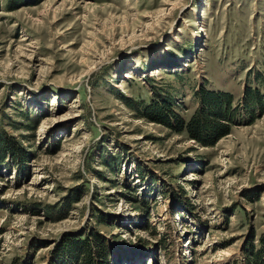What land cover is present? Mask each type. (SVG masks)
I'll return each instance as SVG.
<instances>
[{
  "label": "rangeland",
  "instance_id": "374dc122",
  "mask_svg": "<svg viewBox=\"0 0 264 264\" xmlns=\"http://www.w3.org/2000/svg\"><path fill=\"white\" fill-rule=\"evenodd\" d=\"M0 13V264H264V0ZM204 86L233 100L213 145L179 129Z\"/></svg>",
  "mask_w": 264,
  "mask_h": 264
},
{
  "label": "trees",
  "instance_id": "16d2710c",
  "mask_svg": "<svg viewBox=\"0 0 264 264\" xmlns=\"http://www.w3.org/2000/svg\"><path fill=\"white\" fill-rule=\"evenodd\" d=\"M200 99L203 102V109L197 110L193 117L185 122L180 119V131L186 130L189 134L203 143L204 145L215 144L222 136L228 133V127L223 125L220 120L225 119L226 110L229 111L232 103V96L228 92L209 90L205 86L200 88ZM260 95V94H259ZM169 105L166 101L161 102L160 105ZM161 108V107H160ZM159 110V107L156 108ZM157 112V110H155ZM178 116H176L177 118ZM213 135V136H212ZM76 250H82V254L75 257L76 264H96L104 257H106L105 249L101 246V259L94 258L91 255V248L87 246V242L82 240L77 244ZM254 257H264V238L263 243L259 248L253 245ZM106 261V260H105Z\"/></svg>",
  "mask_w": 264,
  "mask_h": 264
},
{
  "label": "bare ground",
  "instance_id": "6f19581e",
  "mask_svg": "<svg viewBox=\"0 0 264 264\" xmlns=\"http://www.w3.org/2000/svg\"><path fill=\"white\" fill-rule=\"evenodd\" d=\"M0 14H2V13H0Z\"/></svg>",
  "mask_w": 264,
  "mask_h": 264
}]
</instances>
